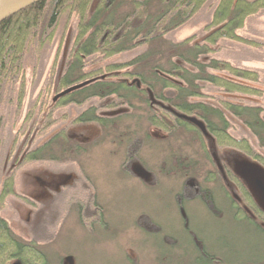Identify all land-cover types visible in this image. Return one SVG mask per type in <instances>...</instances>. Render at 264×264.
<instances>
[{
  "label": "trees",
  "instance_id": "16d2710c",
  "mask_svg": "<svg viewBox=\"0 0 264 264\" xmlns=\"http://www.w3.org/2000/svg\"><path fill=\"white\" fill-rule=\"evenodd\" d=\"M215 1L211 20L201 31L203 36L195 34L177 42L168 40L167 35L185 25L210 0H43L1 22L0 157L6 144L1 129L4 103H16L17 118L26 95V71L32 60L52 43L64 17L69 19L71 35L74 25L77 31L72 35L69 60L64 59L58 69L52 67L50 81L25 114L22 127L31 124L28 135L14 156L10 151L4 153L7 165L12 167H8L11 174L4 182L1 202L5 197L24 199L15 192L16 172L25 165L41 162L44 172L74 174L67 195L69 203L78 205L79 222L84 226L92 221L105 226L104 208L103 220L97 221L102 208L98 210L94 183L84 177L79 156L89 154L86 149L94 144H111L120 152L121 161L136 159L143 172L156 178L154 173L145 171L141 158L143 151H152L154 146L160 153L170 155L168 176L179 181L180 190L174 199L178 207L182 208L184 202H197L216 219L244 223L264 238V226L238 212L224 187L225 179H231L246 204L254 201L257 205L247 181L230 167L224 172V163L220 164L218 158L226 152L235 157L233 161L243 159L264 168V156L256 153L246 139L237 140L228 134L229 116L249 130L258 147L264 149V109L235 104L204 92L211 89L219 95L264 99L258 70L208 58L218 51L216 44L222 40L244 48L262 46L238 32L244 29L248 18L264 11V0ZM131 52L137 54L128 62L108 63L113 57ZM93 59L94 63L104 65L89 69ZM75 86L79 87L55 99ZM11 94L16 96L14 101L5 99ZM93 101L103 105L94 106ZM67 106L87 107L70 121L68 128L59 129L31 149L34 138L29 140V135L46 133L56 123L55 109ZM99 108L105 112L99 114ZM38 116H42L40 123ZM73 127H92L96 133L90 141L83 142L71 134ZM151 129L163 137L154 138ZM14 136L16 143L19 131ZM51 164L54 170L48 168ZM25 202L32 204L30 200ZM6 205H0V210H5ZM89 211H93V217ZM192 239L199 258L193 256L185 264H226L222 257L209 251L202 238L194 235ZM15 261L47 264V256L37 242L22 241L12 232L9 221L0 218V264Z\"/></svg>",
  "mask_w": 264,
  "mask_h": 264
},
{
  "label": "rangeland",
  "instance_id": "374dc122",
  "mask_svg": "<svg viewBox=\"0 0 264 264\" xmlns=\"http://www.w3.org/2000/svg\"><path fill=\"white\" fill-rule=\"evenodd\" d=\"M215 5L216 1L210 0L205 8L185 25L169 33L167 39L177 42L195 34L203 36L201 31L211 20ZM68 21L69 19L66 20L65 17L61 20L52 43L39 57L32 60L27 69L26 95L17 118L14 105L16 103H4L1 129L4 130L3 143L6 144L1 148L3 155L8 151L15 155L28 135L31 125L27 123L22 127L27 110L31 109L40 91L50 81L52 67L56 66V69L62 67L64 59L67 62L72 54L74 43L72 35L77 31L73 24L71 35ZM238 33L259 41L262 46L259 49H246L222 40L216 44L218 51L208 58L228 61L240 68L258 70L262 81L261 87L264 89V11L248 18L244 29ZM136 54L137 52H131L118 55L108 63H125ZM95 60H91V63ZM102 65L104 63L96 61L90 64L89 69ZM220 75L226 76L224 73ZM204 92L206 95L235 104L260 106L264 109V99L235 94L219 95L211 89ZM6 98L14 101L16 96L11 94ZM91 104L103 105L98 101ZM213 104L216 105V102ZM86 107L67 106L55 109L53 119L56 123L42 135H29V140L34 138L30 148L46 142L59 129L68 128L70 121ZM104 112L99 108V114ZM262 115L264 116V113ZM63 116H66L65 120L61 119ZM228 118L231 120V128L228 130L230 137L237 140L246 139L256 153L264 156V149L258 147L257 140L251 132L237 120L229 116ZM37 121L42 122V116H38ZM39 123L36 128L39 127ZM18 131L19 138L14 143L16 139L14 134ZM70 132L83 142L90 141L96 133L92 127H73ZM151 133L154 138L163 137V134L156 132L155 129H151ZM13 144L16 145L12 147ZM86 150L90 153L79 156L78 163L81 171L90 176L96 187L97 199L105 210V226H99L93 221L84 226L78 219L77 204L62 201L60 197L49 199L53 193H60L61 188L68 185L74 177L60 175L53 181L44 174L42 168L45 166L41 162L21 167L15 178L16 194L30 200L32 204L25 202L24 199L10 197L2 213L9 221L14 235L24 242L35 241L39 244L47 256V264H185L191 257H198L192 239L194 235L202 238L209 251L222 257L226 264H264V238L244 223L216 219L197 202L188 204L184 202L182 208L177 206L174 199L180 186L179 181L168 176L171 167L169 153H160L159 148L154 146L152 151L141 153L143 164L156 176L155 181L148 182L139 177H130L121 171V154L113 145L97 147L94 144ZM230 157L232 160L235 158ZM242 160L233 161L235 164L232 165V172L238 173L235 169L236 163ZM52 165L48 167L50 170L55 168ZM132 167L139 176L149 180L150 175L144 174L138 165ZM58 169L59 167L56 170ZM67 177L69 180L65 182ZM48 183L51 185L49 188ZM259 200L261 202V198ZM34 205L38 208L35 209Z\"/></svg>",
  "mask_w": 264,
  "mask_h": 264
},
{
  "label": "flooded vegetation",
  "instance_id": "af4514ba",
  "mask_svg": "<svg viewBox=\"0 0 264 264\" xmlns=\"http://www.w3.org/2000/svg\"><path fill=\"white\" fill-rule=\"evenodd\" d=\"M214 156L216 158L217 154L215 153ZM230 156H231V154L230 153H226V152L223 155H218L220 164L221 163L222 164L224 163V165L222 167L224 169V172H226V169L225 168H227V167L228 168L229 167L232 168V165L233 164L231 162H233V160L231 159ZM7 161H8L7 160V155H4V156L1 155V157H0V205H2L3 203H6L7 204V197H5L4 202L3 201L1 202L2 194H3V191H4V182L8 179V176L11 174L9 172V170H8ZM136 161H137L136 159L135 160H129V158H128L127 161H126V163H125L124 161H121L120 160V164L122 166V168H120L121 171H123L124 173H127L130 177H133V178L136 177L137 178V176H135L136 174H134L136 172V170L134 171V169L132 167L133 165H137L136 164L137 163ZM138 163H140V162H138ZM123 165L125 166V168L123 167ZM144 169H145V171L149 172L152 175L151 171L147 167L146 168L144 167ZM44 174H46V177L47 178L52 179L53 181H55L56 179H58V177L60 175L61 176L62 175H67V176L68 175H72L75 178L74 174H70V173H56L55 174V173L44 172ZM144 174H146V173L144 172ZM17 175H18V172H16L15 178H16ZM83 175L87 179H88V177L90 178V176L87 175L86 173H84ZM225 175L227 176V174H225ZM138 177L140 178V176H138ZM149 177H150L149 180L145 179V177L144 178L141 177V178L144 179V180H146V181H148V182L153 181V180L155 181V179L153 178V176H149ZM225 178H228V176L225 177ZM73 179H72V181H73ZM67 180H69V177H67V179H65V182H67ZM65 182H63V184H65ZM68 185L67 184L64 185L61 188L60 193H53V196L50 197L49 199H52L54 197H57V198L60 197L62 199V201H69L70 197L69 196L67 197V187H68ZM224 185H225L224 187H226V189H227L228 198H232L233 201H235L237 211L244 213L253 222L258 223L260 226H264V211H263L262 207L258 206L259 205L258 203L256 205V203L254 201L250 205H247L246 202H245V200H244V197L242 196V193L240 192V190L237 187L236 183H234V181H232L231 179H229V178L228 179H225V184ZM41 186H42V184H41ZM47 187L49 188V187H51V185L49 186V183H48ZM95 188L96 187L94 186V189ZM95 191H96V189H95ZM195 192H196V194H198V188L197 187L195 189ZM98 203H99V206H100L98 208V210H100V208H102V210L100 211L101 212L100 218L98 217L99 220L97 219V221L100 222L101 220H103V215H104L103 214V208L104 207H103V205L99 201H98ZM37 208H38V206H35V209H37ZM4 211L5 210H0V218L6 220V217H3L2 216V213ZM88 214L91 217H93V211H91V212L89 211ZM4 216H6V214H4Z\"/></svg>",
  "mask_w": 264,
  "mask_h": 264
},
{
  "label": "water",
  "instance_id": "95a60500",
  "mask_svg": "<svg viewBox=\"0 0 264 264\" xmlns=\"http://www.w3.org/2000/svg\"><path fill=\"white\" fill-rule=\"evenodd\" d=\"M43 0H0V23L6 20L7 18L15 15L16 13L22 11L23 9L41 2ZM81 86V85H80ZM75 86L69 88L60 94H58L55 99L63 97L70 91L78 88ZM243 167V168H242ZM236 169L239 173V176L244 179L249 187L250 192L253 195L255 201L259 204L260 207L264 209V170L260 166L242 160L241 162L236 163ZM242 169V170H241ZM261 198V202L259 200ZM11 264H21L19 261L12 262Z\"/></svg>",
  "mask_w": 264,
  "mask_h": 264
},
{
  "label": "crops",
  "instance_id": "0c3cea01",
  "mask_svg": "<svg viewBox=\"0 0 264 264\" xmlns=\"http://www.w3.org/2000/svg\"><path fill=\"white\" fill-rule=\"evenodd\" d=\"M247 49V48H246Z\"/></svg>",
  "mask_w": 264,
  "mask_h": 264
}]
</instances>
